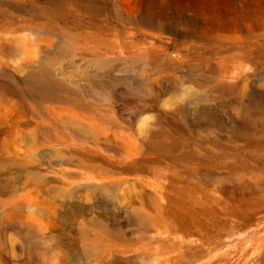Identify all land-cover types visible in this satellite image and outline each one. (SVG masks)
Here are the masks:
<instances>
[{"label": "rangeland", "instance_id": "1", "mask_svg": "<svg viewBox=\"0 0 264 264\" xmlns=\"http://www.w3.org/2000/svg\"><path fill=\"white\" fill-rule=\"evenodd\" d=\"M0 264H264V0H0Z\"/></svg>", "mask_w": 264, "mask_h": 264}, {"label": "bare ground", "instance_id": "2", "mask_svg": "<svg viewBox=\"0 0 264 264\" xmlns=\"http://www.w3.org/2000/svg\"><path fill=\"white\" fill-rule=\"evenodd\" d=\"M252 255H254V254H252Z\"/></svg>", "mask_w": 264, "mask_h": 264}]
</instances>
